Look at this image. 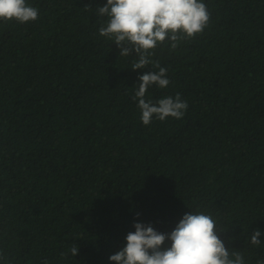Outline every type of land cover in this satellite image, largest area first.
Wrapping results in <instances>:
<instances>
[{
  "label": "trees",
  "instance_id": "1",
  "mask_svg": "<svg viewBox=\"0 0 264 264\" xmlns=\"http://www.w3.org/2000/svg\"><path fill=\"white\" fill-rule=\"evenodd\" d=\"M203 2L202 33L154 49L170 84L145 97L189 107L148 126L132 97L158 69L99 35L107 0H26L36 21H0V264H112L134 223L170 233L191 211L264 261V0Z\"/></svg>",
  "mask_w": 264,
  "mask_h": 264
},
{
  "label": "clouds",
  "instance_id": "2",
  "mask_svg": "<svg viewBox=\"0 0 264 264\" xmlns=\"http://www.w3.org/2000/svg\"><path fill=\"white\" fill-rule=\"evenodd\" d=\"M90 8V4L85 6L86 10ZM95 14L104 21L99 35L116 44L119 56H133L135 52L137 59L132 62V70L145 69L148 65L158 69L138 77L132 97L138 102L142 123L148 126L153 120L181 119L189 105L179 93L174 98L166 96L155 102L145 98L150 87L164 89L170 84L167 69L151 57L158 44L169 40L171 47L176 48L180 40L194 38L205 30L210 13L203 0H107L95 8ZM37 18L38 9L26 0H0V21L25 24ZM218 225L210 214L199 211L185 213L170 233L158 232L152 224L136 222L135 232H129L125 238L126 245L109 260L112 264H245L241 252L225 247L215 231ZM261 235V230H255L251 244L259 246ZM166 241L171 242L170 247H162ZM70 252L75 257L79 246L74 244ZM67 255L61 253L62 258ZM2 260L4 256L0 252Z\"/></svg>",
  "mask_w": 264,
  "mask_h": 264
}]
</instances>
